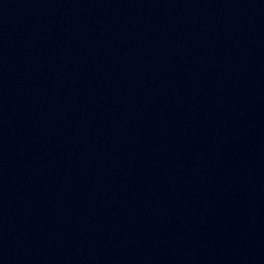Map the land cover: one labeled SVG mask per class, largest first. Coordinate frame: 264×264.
Returning a JSON list of instances; mask_svg holds the SVG:
<instances>
[{
    "label": "water",
    "instance_id": "1",
    "mask_svg": "<svg viewBox=\"0 0 264 264\" xmlns=\"http://www.w3.org/2000/svg\"><path fill=\"white\" fill-rule=\"evenodd\" d=\"M0 264H264V0H0Z\"/></svg>",
    "mask_w": 264,
    "mask_h": 264
}]
</instances>
